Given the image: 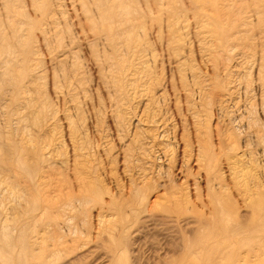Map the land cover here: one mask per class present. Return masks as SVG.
I'll return each mask as SVG.
<instances>
[{"label": "rangeland", "instance_id": "1", "mask_svg": "<svg viewBox=\"0 0 264 264\" xmlns=\"http://www.w3.org/2000/svg\"><path fill=\"white\" fill-rule=\"evenodd\" d=\"M121 1L122 7L128 10V17H114L104 22L96 0H0V40L3 38V44L0 42V248L5 239L11 242L7 247L9 251L7 248L0 251V264H63L67 258L68 264H88L91 261L90 264H94L100 251L101 260L98 259L95 264H111V250L116 248H125L123 260H128L130 264H165L174 253H178L182 259L187 250L200 255L196 257L198 260L195 258V264H226L223 259L220 263V253L211 247L215 243L222 247L229 246L230 242V246L236 244L228 251L233 257L240 256H237L238 264H264V247L248 253L245 246L242 250L238 246L241 232L245 234L241 236H247L253 230L254 222H258L256 215H248L250 210L252 212L249 206L252 207L250 203L253 205L255 202L253 197L264 185L261 178L264 175V164L261 166L264 162V148L261 147L264 146V103H261L264 100L260 101L264 99V79L261 78L264 77V71H261L264 70V23L261 27L262 20L264 22V0H216L219 2L216 13L212 0H201L199 4H195L194 0ZM42 6L43 10L40 9ZM259 6H262V12L258 11ZM119 8L114 7L115 10ZM259 13L261 17H258ZM215 16L222 20L220 23L223 25L220 24L217 29L211 25ZM219 27L224 31L221 34ZM222 33L227 34V40ZM110 38L114 40L113 44ZM260 80L263 82L260 83ZM257 82L262 87L258 88ZM246 110H250V114ZM245 114L251 116L252 120L250 117L246 120ZM250 123L251 126L255 124V131ZM248 129L253 132L248 133ZM230 147L238 151L232 149L236 153L231 154ZM247 152L249 155L253 152L254 157L253 154L251 157L246 155ZM247 158L251 162L246 161ZM234 161L236 166L246 165L249 173H246V168L243 170L244 167L241 170L234 167ZM261 167L263 172L260 171ZM234 168L243 171L242 175L247 178H241L242 175L238 174L240 171ZM255 172L258 177L262 174L261 177L258 178ZM252 177L258 181L261 179L259 183L263 185ZM249 182L252 186L256 184L254 188L247 185ZM83 187L90 190L95 188L98 193L94 196L86 189L88 194L83 192L84 195L81 193ZM79 192L84 198L88 196V201L86 197L81 204L83 197H78ZM244 193L249 197H245ZM69 199H77L78 203ZM222 203H225L223 208L227 207L224 208L226 211L221 210ZM67 205L70 210L69 207L65 208ZM26 206L29 212L25 210ZM43 208H46V213ZM160 208L166 209V212H161ZM110 210L116 211L114 215ZM109 211L111 214L105 213ZM224 213L232 217V222L230 218L229 222L226 220ZM135 214L138 217L134 219L139 220L136 223L133 222ZM154 214L157 218H153ZM105 218L109 220L108 223ZM96 219L107 224L111 232L107 231V225L105 229L103 224L98 225L101 222L98 223ZM147 221H152L154 225L151 224L156 227L148 226ZM173 221L178 225L173 226ZM238 222H243L245 229L238 231L235 237L231 234ZM144 223L148 224L145 232L148 229L151 232L148 230V233H144L142 228L147 226H139ZM170 225L174 228H170ZM110 226L116 227L114 232L118 237L121 233L125 234L120 236L122 242L120 238V241L113 238L116 233ZM98 227L104 232L106 230L105 237L110 238L111 241H107L115 249L106 246L109 244L102 238L104 232ZM128 227L130 230L126 231ZM153 229L155 232H152ZM172 229L175 232H171ZM98 231L103 235L97 234ZM108 233L114 235L109 236ZM261 233L259 241L264 242V233ZM197 234L202 238L209 237L206 246L202 243L189 247L187 243ZM96 238L100 239L97 247L104 245L105 248H95ZM92 241L95 244L92 245ZM116 241L121 244L118 246ZM131 243H136V246L133 247ZM185 246L186 251L183 249H186ZM107 249H111L109 254ZM256 252L260 259L252 258ZM59 253L63 254L60 258ZM206 258L212 260L206 263Z\"/></svg>", "mask_w": 264, "mask_h": 264}, {"label": "bare ground", "instance_id": "2", "mask_svg": "<svg viewBox=\"0 0 264 264\" xmlns=\"http://www.w3.org/2000/svg\"><path fill=\"white\" fill-rule=\"evenodd\" d=\"M194 1H195V2H194L195 4H199V2H201V0H194ZM251 1H252V0H251ZM96 2H97L98 9H100V10L102 11V19H103L104 22H106V21H108V20H111V19L114 18V17H116V18H123V19H126V18L128 17V14H129V13H128V10H127L126 7H122V1H121V0H96ZM224 2H225V1H224ZM252 2H253V1H252ZM254 2H256V1H254ZM260 2H261V0H260ZM211 3H213V4H212V8H214L215 13H216V11L218 10V7H219V6H218V5H219V2L217 3L216 0H212ZM244 3H245V2H244ZM6 4H9V3L6 2ZM173 4H174V3H173ZM203 4H204V3H203ZM228 4H229V3H228ZM241 4H242V3H241ZM253 4H254V3H252V5H253ZM4 5H5V4H4ZM177 5H178V4H177ZM201 5H202V4H201ZM201 5H200V6H201ZM254 5H255V4H254ZM256 5H257V3H256ZM260 5H261V3H260ZM117 6L120 7L119 10H115V9H114V7H117ZM195 6H196V5H195ZM202 6H204V5H202ZM189 7H190V6H189ZM253 7H255V6H253ZM260 7H262V6H259L258 11L260 10ZM41 8H42V9H41ZM224 8H225V7H224ZM40 9L43 10V9H44V6L40 7ZM98 9H97V10H98ZM253 10H256V8H255V9L253 8ZM261 10H263V9H261ZM261 10H260V11H261ZM98 11H99V10H98ZM229 11L232 12V10H229ZM238 11H239V10H238ZM238 11H237V12H238ZM251 11H252V10H251ZM45 12H47V11H45ZM253 12H254V11H252V13H253ZM261 12H262V11H261ZM85 13H87V10H85ZM254 13L257 14L256 11H255ZM263 14H264V11H263ZM263 14H262V15H263ZM86 15H87V14H86ZM214 15H215V14H214ZM217 15H218V14H217ZM23 16H24V15H23ZM88 16H89V15H88ZM255 16H256V18H257V15H255ZM263 16H264V15H263ZM181 17H182V16H181ZM212 17H213V16H212ZM212 17H211V19H212V21H213L214 18H212ZM215 17H216V16H215ZM258 17H261L260 13L258 14ZM251 18H252V17H251ZM253 18H254V17H253ZM237 19H238V18H237ZM246 19H247V18H246ZM254 19H255V18H254ZM257 19H258V18H257ZM259 19H260V18H259ZM6 20H7V19H6ZM255 20H256V19H255ZM121 21H122V20H121ZM212 21H211V22H212ZM221 21H222V20H220L219 17H218V18L216 17V19H214L213 23L211 24L212 27H214V28L217 29V27L220 26V24H221L220 22H221ZM230 21H231V20H230ZM242 21H243V20H242ZM104 22H103V23H104ZM125 22H127V21H125ZM207 22H208V21H207ZM240 22H241V21H240ZM246 22H247V21H246ZM256 22H257V21H256ZM258 22H259V21H258ZM18 23H19V22H18ZM107 23H108V22H107ZM233 23H234V22H233ZM247 23H248V22H247ZM263 23H264V22H263V20H262V26H261V27H263ZM243 24H245V23H243ZM221 25H222V24H221ZM248 25H249V24H248ZM248 25H246V27H247ZM222 26H223V25H222ZM250 26H251V25H250ZM256 26H257V25H256ZM258 26H259V25H258ZM229 27H232V26H229ZM246 27H245V28H246ZM259 27H260V26H259ZM261 27H260V28H261ZM208 28H209V27H208ZM219 28H220V27H219ZM254 28H255V26H254ZM256 28H257V27H256ZM263 28H264V27H263ZM95 29H96V28H95ZM216 29H215V30H216ZM229 29H230V28H229ZM242 29H243V28H242ZM120 30H121V29H120ZM263 30H264V29H263ZM13 31H14V30H13ZM205 31H206V30H205ZM210 31H211V30H210ZM217 31H218V30H216V33H218ZM225 31H226V30H225ZM233 31H234V30H233ZM172 32H173V31H172ZM172 32H171V33H172ZM221 32H224V31H222L221 28H220V32H219V33L221 34ZM237 32H238V31H237ZM250 32H251V30H250ZM263 32H264V31H263ZM207 33H208V32H207ZM207 33H206V34H207ZM211 33H212V32H211ZM231 33H232V31H231ZM244 33H245V31H244ZM247 33H248V32H247ZM247 33H246V34H247ZM260 33H261V32H260ZM212 34H213V33H212ZM228 34H230V32H228ZM233 34H234V33H233ZM238 34H239V33H238ZM246 34H245V35H246ZM251 34H252V33H251ZM261 34H262V33H261ZM14 35H15V34H14ZM16 35H17V34H16ZM18 35H19V33H18ZM171 35H172V34H171ZM173 35H174V34H173ZM207 35H208V34H207ZM216 35H217V34H216ZM216 35H215V37H217ZM224 35H226V39H225V40H227V39H228L227 34H226V33H225V34L222 33V36H224ZM230 35H231V34H230ZM245 35H244V36H245ZM205 36H206V35H205ZM218 36H219V35H218ZM222 36H221V37H222ZM231 36H232V35H231ZM231 36H230V37H231ZM244 36H243V37H244ZM259 36H260V35H259ZM263 36H264V35H263ZM113 37H114V36H113ZM113 37H112V38H113ZM115 37H116V36H115ZM115 37H114V38H115ZM123 37H124V36H123ZM175 37H176V36H175ZM237 37H238V36H237ZM12 38H13V36H12ZM112 38H110V40H111V43L113 44V43H114V42H113L114 40H113ZM173 38H174V37H173ZM219 38H220V36H219ZM224 38H225V36H224ZM245 38H246V37H245ZM115 39H116V38H115ZM122 39H123V38H122ZM122 39H121V40H122ZM128 39H129V38H128ZM222 39H223V38H222ZM233 39H234V38H233ZM241 39H242V37H241ZM243 39H244V38H243ZM251 39H252V38H251ZM121 40H120V41H121ZM130 40H131V38H130ZM175 41H176V40H175ZM245 41H246V40H245ZM254 41H255V40H254ZM0 42H1V44H3V38H1ZM123 42H124V40H123ZM125 42H126V41H125ZM223 42H224V41H223ZM241 42H242V41H241ZM243 42H244V41H243ZM251 42H252V41H251ZM217 43H218V42H217ZM225 43H227V42L225 41ZM209 44H210V42H209ZM229 45H230V44H229ZM252 45H253V44H252ZM252 45H251V46H252ZM113 46H114V45H113ZM210 46H211V45H210ZM225 46H226V45H225ZM232 46H233V45H232ZM251 46H250V47H251ZM25 47H27V46H25ZM217 49H218V48H217ZM228 49H231V48L228 47ZM262 49H263V48H262ZM9 50H10V49H9ZM232 50H233V49H232ZM234 50H235V49H234ZM260 50H261V49H260ZM212 51H213V50H212ZM247 51H248V50H247ZM262 51H263V50H262ZM262 51H261V52H262ZM115 52H116V51H115ZM261 52H260V53H261ZM263 52H264V51H263ZM225 53H226V52H225ZM251 53H252V52H251ZM260 53H259V54H260ZM210 55H211V54H210ZM215 55H217V54H215ZM222 55H223V54H222ZM230 55H231V53H230ZM245 55H246V53H245ZM105 56H106V55H105ZM118 56H119V55H118ZM261 56H262V53H261ZM218 57H220V56H218ZM257 57H259V55H258ZM263 57H264V56H262V58H263ZM244 58H245V57H244ZM123 59H124V58H123ZM218 59H219V58H218ZM263 59H264V58H263ZM4 60H5V59H4ZM118 60H119V59H118ZM118 60H117V61H118ZM120 60H121V59H120ZM227 60H228V59H227ZM252 60H253V59H252ZM258 60H260V57L258 58ZM261 60H262V59H261ZM259 62H260V64H263L262 61H259ZM116 63H117V62H116ZM120 63H122V62H120ZM229 64H230V63H229ZM5 65H7V63H6ZM120 65H121V64H120ZM144 65H145V64H144ZM255 65H256V64H255ZM255 65H254V66H255ZM258 65H259V64H257V66H258ZM263 65H264V64H263ZM61 66H62V65H61ZM241 67H242V66H241ZM246 67H247V66H246ZM252 67H253V66H252ZM255 67H256V66H255ZM120 68H121V67H120ZM120 68H119V69H120ZM133 68H135V67H133ZM148 68H149V67H148ZM258 68H260V67H258ZM262 69H263V68H262ZM5 70H6V69H5ZM15 70H16V69H15ZM117 70H118V69H117ZM132 70H133V69H132ZM257 70L260 71L261 69H257ZM78 71H79V70H78ZM142 71H145V70H142ZM238 71H239V70H238ZM245 71H246V70H245ZM261 71H264V70H261ZM115 72H116V71H115ZM118 72H119V71H118ZM137 72H138V70H137ZM139 72H140V70H139ZM256 72H257V71H256ZM258 73H259V72H258ZM258 73H257V74H258ZM262 74H263V73H262ZM138 75H139V74H138ZM245 75H246V74H245ZM259 75H260V74H259ZM259 75H257V77H258ZM263 75H264V74H263ZM257 77L255 78L256 81H258V80H257ZM117 78H118V76H117ZM120 78H121V77H120ZM147 78H148V77H147ZM258 78L260 79V77H258ZM261 78L264 79V77H261ZM113 79H114V78H113ZM143 79H144V78H143ZM263 79H261V80H263ZM116 80H117V79H116ZM118 80H120V79H118ZM141 80H142V79H141ZM261 80L259 81L260 83H262V82L264 81V80H263V81H261ZM117 82H118V81H117ZM119 82H120V81H119ZM115 83H116V82H115ZM120 84H121V83H120ZM257 84H258V82L256 83V85H257ZM263 84H264V83H263ZM263 84H262V85H263ZM137 85H138V84H137ZM115 86H116V85H115ZM121 86L123 87V84H122ZM142 86H143V85H142ZM259 86H260V84H258V88H259ZM117 87H118V86H117ZM260 87H262V86H260ZM138 88H139V87H138ZM75 89H76V88H75ZM115 89H116V87H115ZM118 89H119V88H118ZM133 89H134V88H133ZM258 90H260V89H258ZM126 91H127V90H126ZM133 91H135V90H133ZM263 91H264V90H263ZM142 92H143V91H142ZM261 92H262V91H261ZM146 93H147V92H146ZM71 94H72V93H71ZM133 94H134V93H133ZM262 94H263V93H262ZM144 95H145V94H144ZM263 95H264V94H263ZM129 96H130V95H129ZM203 97H204V96H203ZM216 97H217V96H216ZM263 97H264V96H263ZM207 98H208V97H207ZM207 98H206V99H207ZM247 98H248V97H247ZM209 99H210V98H209ZM216 99H217V98H216ZM261 100H264V99H260V101H261ZM238 102H239V101H238ZM208 103H209V102H208ZM260 103H261V102H260ZM260 103H259V105H260ZM263 103H264V101H262L261 104H263ZM221 105H222V104H221ZM156 106H157V105H156ZM222 106H223V105H222ZM222 106H221V107H222ZM224 106H225V105H224ZM260 106H262V105H260ZM260 106H259V107H260ZM263 106H264V105H263ZM221 107H220V108H221ZM256 109H257V108H256ZM260 109H261V108H260ZM260 109H259V110H260ZM116 110H117V109H116ZM222 110L224 111V109H222ZM251 110H252V109H251ZM262 110H264V107H263ZM262 110H261V112H263ZM246 111H247V110H246ZM249 111H250V110H248L247 112H249ZM158 112H159V111H158ZM236 113H237V112H236ZM252 113H253V112H252ZM246 114H247V113H246ZM246 114H245V115H246ZM249 114H250V112H249ZM254 114H255V113H254ZM262 114H264V112H263ZM228 116H229V115H228ZM243 117H245V116H243ZM243 117H241V118H243ZM246 117H247V115H246ZM249 117H250V119L252 120V117L249 116V115H248V117H247L246 120H248ZM236 120H237V119H236ZM242 120H245V119L243 118ZM254 120H255V118H254ZM153 122H154V121H153ZM250 122H251V121H250ZM252 122H254V121H252ZM252 122H251V123H252ZM149 123H150V122H149ZM251 123H250V126H251ZM120 124H121V123H120ZM253 124H254V123H253ZM255 124H257L256 121H255ZM255 124H254V125H255ZM140 125H141V124H140ZM245 125H246V123H245ZM247 125H248V124H247ZM247 125H246V127H249V125H248V126H247ZM254 125H252L251 127L254 128V127H253ZM256 127H257V126H256ZM258 127H259V125H258ZM249 128H250V127H249ZM262 128H263V127H262ZM262 128H261V130H262ZM259 129H260V128H259ZM149 130H150V129H149ZM250 130H251V129H250ZM250 130L248 129V133L250 132ZM146 131H147V130H146ZM150 131H151V130H150ZM254 131H255V128H254ZM256 131H257V129H256ZM259 131H260V130H259ZM263 131H264V130H262V134H263ZM251 132H253V130H252ZM251 132H250V134H251ZM255 133H257V132H255ZM226 134H227V133H226ZM252 134L254 135V133H252ZM257 135H258V137L260 136L259 133H258ZM255 136H256V135H255ZM256 137H257V136H256ZM258 137H257V139H258ZM262 137H264V136L262 135ZM248 139H249V138H248ZM262 139H263V138H262ZM153 140H154V139H153ZM234 140H235V139H234ZM258 140H259V139H258ZM259 142H260V143H259ZM259 142H258V143H259V145H260L261 142H263V141L261 140V141H259ZM255 143H257V141H256ZM263 143H264V142H263ZM233 144H234V143H233ZM233 144H232L231 146L235 147ZM261 145H262V144H261ZM261 145H260V146H261ZM229 146H230V145H229ZM256 146H257V145H256ZM261 147L264 148L263 145H262ZM41 148H42V147H41ZM136 149H137V148H136ZM232 149H235V151H236V150L238 151V149H236V148H231V147H230L229 150H230L231 154H232V152H234V151H232ZM256 149H257V148H256ZM262 150H263V152H264V149H262ZM262 150H261V151H262ZM155 151H156V150H155ZM203 151H204V150H203ZM239 152H240V151H239ZM243 152H244V151H243ZM248 152H249V151H248ZM248 152H247L246 155H249ZM89 153H91V152H89ZM207 153H208V152H207ZM234 153H236V152H234ZM241 153H242V151H241ZM241 153H240V154H241ZM244 153H245V152H244ZM244 153H243V154H244ZM250 153H251V152H250ZM212 154H213V153H212ZM229 154H230V153H229ZM229 154H228V155H229ZM231 154H230V155H231ZM251 154H253V152H252ZM251 154L249 155L250 157L252 156ZM262 154H263V153H262ZM204 155H205V154H204ZM230 155H229V156H230ZM238 155H239V154H238ZM238 155H237V157H238ZM74 156H75V155H74ZM76 156H77V155H76ZM80 156H81V155H80ZM83 156H85V155H83ZM147 156H148V155H147ZM207 156H208V155H206V157H207ZM233 156H234V155H233ZM240 156H241V155H240ZM77 157H78V156H77ZM206 157H205V158H206ZM211 157H212V156H211ZM241 157H242V156H241ZM246 157H247V156H246ZM250 157H249V159H250ZM253 157H254V154H253ZM263 157H264V156H263ZM231 158H232V156H231ZM231 158H229V160H230ZM242 158H244V157H242ZM261 158H262V157H261ZM74 159H75V158H74ZM210 159H212V158H210ZM244 159H245V158H244ZM251 159H252V158H251ZM129 160H130V159H129ZM214 160H215V159H214ZM227 160H228V159H227ZM232 160H233V159H232ZM234 160H235V159H234ZM236 160H237V158H236ZM240 160H241V158H240ZM242 160H243V159H242ZM242 160H241V161H242ZM247 160H248V158L246 159V161H247ZM257 160H259V159L257 158ZM248 161L251 162V160H248ZM254 161H256V158H255ZM254 161H253V163H254ZM262 161H263V160H262ZM41 162H42V161H41ZM211 162H212V161H211ZM230 162H232V161H230ZM257 162H258V161H257ZM257 162H256V164H257ZM138 163H139V162H138ZM206 163H208V162H206ZM235 163H236V162L234 161V164H235ZM238 163H239V162H238ZM241 163H242V162H241ZM243 163H245V162L243 161ZM247 163H248V162H247ZM247 163H245V164H247ZM260 163H261V162L259 161L258 164H260ZM18 164L21 165V167H22V163H21V161H19ZM210 164H211V163H210ZM234 164H233V166H234V167H240V170L244 167V165H243V167H241V166H236L237 163H236L235 165H234ZM239 164H240V163H239ZM239 164H238V165H239ZM258 164H257V165H258ZM263 164H264V162L261 164V166H262ZM15 166L17 167V162H16V165H15ZM253 166H256V165L253 164ZM19 167H20V166H19ZM21 167H20V168H21ZM229 167H230V165H229ZM231 167H232V166H231ZM246 167H247V166L245 165V167L243 168V170H244ZM250 167H251V170H252L253 168H252L251 165H250ZM250 167H248V169H249ZM256 167H257V166H256ZM259 167H260V165L258 166V168H259ZM258 168H257V169H258ZM261 168H262V167H261ZM16 169H17V168H16ZM232 169H233V167H232ZM234 169H235V168H234ZM67 170H68V169H67ZM235 170H236V169H235ZM240 170H239V171H240ZM258 170H260V169H258ZM262 170H263V168H262L260 171L263 172ZM92 171H93V170H92ZM139 171H140V170H139ZM236 171H238V169H237ZM239 171H238V172H239ZM245 171H246V173H247V172L249 173V171H247V168H246ZM245 171H244V174H245ZM253 171H254V169L252 170V172H253ZM260 171H257V172L260 173ZM94 172H95V171H94ZM234 172H235V171H234ZM241 172L243 173V171H240V173H238V174H241V175H242ZM257 172H255V174H256ZM36 174H37V173H36ZM78 174H79V173H78ZM233 174H234V173H233ZM238 174H237V177L239 176ZM252 174H253V173H252ZM262 174H264V173H262ZM262 174H261V175H262ZM80 175H81V174H80ZM80 175H79V176H80ZM253 175H254V174H253ZM253 175H252V176H253ZM256 175H257V174H256ZM259 175H260V174H259ZM261 175H260V177H261ZM82 176H83V175H82ZM234 176H235V175H234ZM243 176H244V175H242L241 178H242ZM262 176H263V177H261V178H263V180H264V175H262ZM93 177H94V175H93ZM237 177H235V178L237 179ZM244 177H245V176H244ZM249 177H250V174H248V178H249ZM257 177H258V175H257ZM260 177H258V178H260ZM48 178H49V177H48ZM57 178H58V177H57ZM79 178H80V177H79ZM142 178H143V177H142ZM238 178H239V177H238ZM245 178H247V176H246ZM252 178L255 179L254 177H252ZM252 178H251V181H250V179H248V180H249L250 182H252ZM256 179H257V178H256ZM256 179H255V180H256ZM85 180H86V179H85ZM94 180H95V179H94ZM144 180H145V179H144ZM237 180H238V179H237ZM245 180H247V179H245ZM248 180H247V181H248ZM260 180H261V179H259V181H260ZM96 181H97V180H96ZM235 181H236V180H235ZM242 181H243V180H242ZM247 181H245V182L247 183ZM256 181H257V183H259L258 179H257ZM238 182H240V179H239ZM250 182L247 184L248 186L251 184ZM253 182H254V180H253ZM80 183H81V182H80ZM144 183H145V182H144ZM255 183H256V182H255ZM263 183H264V182H263ZM96 184H97V183H96ZM241 184H242V186H243V183H241ZM259 184H262V182H260ZM36 185H37V184H36ZM80 185H81V184H80ZM88 185H89V184H88ZM255 185H256V184H255ZM255 185L253 184V186H252V185H250V186H252V187L254 188ZM262 185H263V184H262ZM65 186H66V185H65ZM67 186H68V185H67ZM70 186H71V185H70ZM93 186H94V185H93ZM131 186H132V184H131ZM245 186H246V185H245V183H244V187H245ZM248 186H247V188H248V190H249V187H250V186H249V187H248ZM81 187H82V186H81ZM87 187H88V186H87ZM240 187H241V186H240ZM252 187H251L250 189H253ZM258 187H259V186H258ZM258 187H257V188H258ZM261 187H262V186H261ZM261 187L259 188L260 191H257V195H256V197H255V196L253 197V199H254L255 202L253 201V199H252V201H253L254 203L251 201V202L253 203V205L249 202L250 205L252 206V207L249 206V209L252 208V212H251V210H250V212H249L250 214H248V215L250 216L251 213H252L253 215H256V217H257V219H258V222H256V223L254 222V224H253V226H252L253 230H252L251 233H249L247 236L243 237L245 234L243 235L242 232H241V234H242L243 236H241V234H240V237H242V238L239 240V244H238V246L241 247V250H242V248H244V246H245V247L247 248V251H245V252H248V253H249L250 250H251V251H252L253 249L257 250V249H259L260 247H261V248L264 247V245H263L264 242H263V241H259V237H260V236H259V233H260V232L264 233V192H263V193L261 192V190L264 189V188H263L264 185H263L262 188H261ZM90 188H91V186H90ZM255 188H256V187H255ZM39 189H40V188H39ZM86 189H88V188H85V189H84V187H83V191L80 190V189H79V190H80V192L82 191L81 193L85 195V193H83V192H87ZM94 189H95V188H94ZM94 189H93V188H92L91 190L88 189V192L90 191V192H89L90 194H91V193H94V194H92V195L95 196V193H96V192L98 193V191H97L96 189H95V190H94ZM97 189H98V188H97ZM146 189H147V188H146ZM178 189H179V188H178ZM240 189H241V188H240ZM244 189H245V188H244ZM15 190H16V189H15ZM57 190H58V189H57ZM68 190H69V189H68ZM79 190H78V191H79ZM84 190H85V191H84ZM136 190H137V189H136ZM143 190H144V189H143ZM242 190H243V188H242ZM254 190H255V189H254ZM254 190H253V191H254ZM9 191H10V190H9ZM20 191H21V190H20ZM59 191H60V190H59ZM66 191H67V189H66ZM105 191H106V190H105ZM140 191H141V190H140ZM249 191H251V190H249ZM249 191H248V192H249ZM255 191H256V190H255ZM3 192H4V191H3ZM3 192H2V193H3ZM12 192H13V191H12ZM54 192H55V191H54ZM80 192H79V193H80ZM88 192H87V194H88ZM133 192H134V191H133ZM178 192H179V191H178ZM258 192H261L262 194L259 193V195H258ZM34 193H35V192H34ZM81 193H80V195H79L78 197H83V196H84V195L81 196ZM146 193H147V192H146ZM240 193H241V192H240ZM251 193H252V192H251ZM13 194H14V193H13ZM68 194H69V192H68ZM100 194H101V192H100ZM138 194H139V193H138ZM161 194H162V193H161ZM161 194H160V195H161ZM244 194H246V193H244ZM244 194H242V195H244ZM254 194H256V193L254 192ZM29 195H30V194H29ZM69 195H70V194H69ZM69 195H67L68 198H69ZM142 195H143V193H142ZM142 195H141V196H142ZM172 195H173V194H172ZM240 195H241V194H240ZM250 195H251V194H250ZM44 196H45V195H44ZM103 196H104V195H103ZM133 196H134V195H133ZM136 196H137V195H136ZM158 196H159V195H158ZM162 196H163V195H162ZM162 196H161V197H162ZM170 196H171V195H170ZM246 196H247V194L245 195V197H246ZM78 197H77V198H78ZM86 197H87V198H86ZM86 197H85L86 199H85L84 197L80 199V200H81V204H82V200H83V199H85V200L88 199V196H86ZM247 197H249V196H247ZM43 198H44V197H43ZM53 198H54V197H53ZM71 198H72V197H71ZM157 198H158V197H157ZM186 198H187V197H186ZM255 198H256V199H255ZM41 199H42V198H41ZM65 199H67L66 196H65ZM139 199H140V198H139ZM142 199H143V197H142ZM159 199H160V198H159ZM215 199H216V198H215ZM244 199H245V198H244ZM12 200H13V199H12ZM69 200H70V199H69ZM76 200H77V199H76ZM76 200H74V199L72 200V199H71L70 201H76ZM80 200H79V203H80ZM85 200H83V201H85ZM156 200H157V199H156ZM176 200H177V199H176ZM185 200H186V199H185ZM218 200L221 201L220 198H219ZM245 200H246V199H245ZM43 201H44V200H43ZM70 201L67 200L68 204H69ZM87 201H88V200H87ZM105 201H106V200H105ZM160 201L162 202V200H160ZM13 202H14V201H13ZM15 202H16V201H15ZM36 202H37V201H36ZM100 202H101V201H100ZM179 202H180V201H179ZM184 202H185V201H184ZM217 202H218V201H217ZM221 202H222V201H221ZM221 202H220V203H221ZM34 203H35V202H34ZM77 203H78V202L76 201L75 204H77ZM107 203H108L109 206L111 205V204H109V201H108ZM138 203H139V202H138ZM154 203H155V202H154ZM154 203H153V204H154ZM157 203H158V202H157ZM249 203H248V204H249ZM43 204H44V202H43ZM45 204H46V203H45ZM66 204H67V203H66ZM70 204H71V203H70ZM70 204H69V205H70ZM83 204H85V203H83ZM86 204H87V203H86ZM167 204H168V203H167ZM224 204H225V203H224ZM224 204L222 203V205H221V206H222V209H221V210H223L224 208H227V207H224V208H223V206H225ZM35 205H36V203H35ZM35 205H34V206H35ZM48 205H49V204H48ZM73 205H74V203H73ZM78 205H79V204H78ZM113 205H114V204H113ZM113 205H112V206H113ZM137 205H138V204H137ZM154 205H155V204H154ZM161 205H162V204H161ZM50 206H51V205H50ZM52 206H53V205H52ZM74 206H75V205H74ZM83 206H84V205H83ZM118 206H119V205H118ZM121 206H122V204H121L119 207L121 208ZM149 206H150V205H149ZM156 206H157V205H156ZM158 206H159V205H158ZM181 206H182V205H181ZM247 206H248V205H246V207H247ZM29 207H30V206H29ZM47 207H48V206H47ZM68 207H69L68 205H67V207L65 206V208H67V209H68ZM70 207H71V205H70ZM70 207H69V210H70ZM77 207H78V206H77ZM85 207H86V206H85ZM103 207H104V206H103ZM119 207H116V208H119ZM153 207H154V206H153ZM160 207H161V206H160ZM166 207H167V206H165L164 208H166ZM22 208H23V207H22ZM31 208H32V207H31ZM105 208H106V207H105ZM107 208H108V207H107ZM107 208H106V209H107ZM114 208H115V207H113V209H114ZM120 208H119V209H120ZM168 208H169V207H168ZM168 208H166V209H168ZM172 208H173V207H172ZM181 208H182V207H181ZM236 208H237V207H236ZM236 208H235V209H236ZM26 209H28L27 206H26L25 210H26ZM32 209H33V208H32ZM43 209H44V208H43ZM43 209H42V210H43ZM67 209H65V211H66ZM73 209H74V208H73ZM73 209H71V211H72ZM76 209H77V208H76ZM76 209H75V210H76ZM106 209H105V210H106ZM110 209H111V208H110ZM155 209H156V208H155ZM160 209L162 210L161 212H164V211L166 210V209H163V208H160ZM44 210H45V213H46V211H47L46 208H45ZM49 210H50V209H49ZM57 210H58V209H57ZM78 210H79V209H78ZM107 210H109V209H107ZM107 210H106V211H107ZM163 210H164V211H163ZM168 210H170V209H168ZM171 210H173V209H171ZM188 210H189V209H188ZM232 210H233V209H231V211H232ZM26 211H28V210H26ZM31 211H32V210H31ZM110 211H111V210H110ZM110 211H109V212H105V213H109V214L113 213V215H114V212H116V211L114 210L113 212L111 211V213H110ZM157 211H158V210H157ZM179 211H180V210H179ZM224 211H226V210L224 209ZM233 211H234V210H233ZM244 211H246V209H245ZM7 212H8V211H7ZM28 212H29V211H28ZM103 212H104V211H103ZM126 212H127V211H126ZM165 212H166V211H165ZM169 212H170V211H169ZM228 212H229V210H228ZM247 212H248V211H247ZM247 212H245V213H247ZM15 213H16V212H15ZM31 213H32V212H31ZM35 213H36V212H35ZM53 213H54V212H53ZM56 213H57V212H56ZM105 213H104V214H105ZM136 213H137V212H136ZM189 213H191V212H189ZM230 213H231V212H230ZM230 213H227V214H230ZM26 214H27V212H26ZM41 214H44V213L42 212ZM47 214H48V213H47ZM51 214H52V213H51ZM51 214H50V215H51ZM66 214H67V213H66ZM115 214H116V213H115ZM117 214H118V213H117ZM170 214H171V213H170ZM224 214H225V213H224ZM57 215H58V214H57ZM101 215H102V214H101ZM142 215H143V213H142ZM154 215H155V216H153V218L157 216L156 214H154ZM183 215H184V214H183ZM187 215H189V214H187ZM190 215H191V214H190ZM220 215H221V213H220ZM220 215H219V217H220ZM225 215H226V214H225ZM253 215H252V216H253ZM20 216H21V215H20ZM29 216H30V215H29ZM39 216H42V215H39ZM39 216H38V217H39ZM44 216H45V215H44ZM55 216H56V215H55ZM55 216H52V217H55ZM63 216H64V215H63ZM66 216H67V215H66ZM97 216H98V215H97ZM99 216H100V215H99ZM126 216H127V215H125L124 217H126ZM226 216H227V215H226ZM252 216H251V217H252ZM6 217H7V216H6ZM103 217H104V216H103ZM103 217H101L100 219L103 220ZM107 217H109V216H107ZM107 217H106V218H107ZM137 217H138V216H136V214H135V216H133V219H134V218H137ZM147 217L149 218L150 216L148 215ZM147 217H146V218H147ZM240 217H241V216H240ZM18 218H19V217H18ZM26 218H27V217H26ZM34 218H35V217H34ZM46 218H47V217H46ZM48 218H49V216H48ZM57 218H58V216H57ZM57 218H56V219H57ZM64 218H65V217H64ZM96 218H97V217H96ZM106 218H105V219H106ZM114 218H115V217H114ZM139 218H140V217H139ZM150 218H151V217H150ZM150 218H149V219H150ZM156 218H157V217H156ZM156 218H155L154 220H156ZM159 218H160V217H159ZM159 218H158V219H159ZM162 218H164V217H162ZM207 218H208V217H207ZM207 218H206V219H207ZM224 218H225V216H224ZM229 218H230V216H227V219H226V220H227V221H228V220L230 221V219H231L232 217H231L230 219H229ZM15 219H17V218H15ZM36 219H37V217H36ZM38 219H39V218H38ZM38 219H37V220H38ZM41 219H42V217H41ZM98 219H99V218H98ZM133 219H132V220H133ZM142 219H145V217L142 218ZM142 219H141V220H142ZM164 219H165V218H164ZM175 219H176V218H175ZM180 219H181V218H180ZM193 219H194V218H193ZM206 219H205V220H206ZM219 219L222 221V217H220ZM250 219H251V218H250ZM255 219H256V218H255ZM12 220H13V219H12ZM48 220L51 221V219H48ZM70 220H71V219H70ZM70 220H69V222H70ZM106 220H107V219H106ZM114 220H115V219H114ZM116 220H117V219H116ZM118 220H119V219H118ZM136 220H138V219H134L133 222L136 223ZM147 220H148V219H147ZM162 220H163V219H162ZM252 220H253V219H252ZM33 221H34V220H33ZM39 221H40V219H39ZM53 221L55 222V218H54ZM96 221H98V223L101 222V220H97V219H96ZM108 221H109V220H107V223H108ZM120 221H121V220H120ZM138 221H139V220H138ZM138 221H137V222H138ZM158 221H159V220H158ZM175 221H176V220H175ZM182 221H183V220H182ZM206 221H207V220H206ZM211 221H212V219H211ZM213 221H214V220H213ZM229 221H228V222H229ZM248 221H249V220H248ZM253 221H254V220H253ZM256 221H257V220H256ZM29 222H30V221H29ZM34 222H35V221H34ZM34 222H33V223H34ZM56 222H57V221H56ZM64 222H65V221H64ZM69 222H68V223H69ZM71 222H72V221H71ZM71 222H70V224H71ZM147 222H148V221H147ZM147 222H146V223H147ZM155 222H156V221H155ZM155 222H154V223H155ZM166 222H167V221H166ZM168 222H169V221H168ZM225 222H226V221H225ZM231 222H232V219H231ZM231 222H230V223H231ZM250 222H251V221H250ZM250 222H249V223H250ZM5 223H6V222H5ZM5 223H4V224H5ZM9 223H10V222H9ZM9 223H8V224H9ZM36 223L39 224L38 221H37ZM116 223H117V221H116ZM116 223H115V225L117 226L118 224H116ZM148 223H149V222H148ZM151 223H152V221H150L149 225L144 223L145 225L139 224V226H143V227H144V226H147V225L150 226V225L153 224V223H152V224H151ZM170 223H172V222H170ZM170 223H169V224H170ZM187 223H188V222H187ZM195 223H196V222H195ZM199 223H200V221H199ZM210 223H211V222H210ZM215 223H216V222H215ZM223 223H224V222H223ZM238 223H239V222H238ZM238 223L236 224V227H235L236 229H235V228H234L235 230L233 229V231H234L233 234H231V235H235V237H236V235H238V233H239L238 231H242L243 229H245V224H244L243 222H240L239 224H238ZM51 224H53V223L51 222ZM84 224H85V223H84ZM93 224H94V222H93ZM101 224H103V223L101 222V223L98 224V225H101ZM157 224H158V223H157ZM167 224H168V223H167ZM172 224H173V226H174V225L176 224V222L173 221ZM202 224H203V223H202ZM225 224L227 225V222H226ZM225 224H224V225H225ZM228 224H229V223H228ZM5 225H6V224H5ZM53 225H54V224H53ZM66 225H68V224H66ZM66 225H65V226H66ZM77 225H78V224H77ZM103 225H104V224H103ZM106 225H107V224H105V225L103 226L104 229H105V226H106ZM112 225H113V223H112ZM123 225H124V224H123ZM133 225H134V224H133ZM153 225H154V224H153ZM153 225H152L153 228L156 227V226H153ZM155 225H156V224H155ZM158 225H159V224H158ZM164 225H165V224H164ZM176 225H178V224H176ZM204 225H205V224H204ZM212 225H213V223H212ZM212 225H211V226H212ZM224 225H223V226H224ZM2 226H3V225H2ZM2 226H1V227H2ZM7 226H8V225H7ZM34 226H35V225H33V228H34ZM51 226H52V225H51ZM58 226H60V225H58ZM75 226H76V225H75ZM75 226H74V227H75ZM101 226H102V225H101ZM107 226H108V225H107ZM113 226H114V225H113ZM148 226H147L146 228H145V227H144V228L141 227V228L144 230V233H145V234L148 233V232H147L148 230H149V232H151L150 229H148V230L145 232V229H147ZM159 226H160V225H159ZM170 226H171V225H170ZM173 226H171L170 228H172ZM190 226H191V225H190ZM246 226H247V225H246ZM4 227H5V226H4ZM55 227H56V226H55ZM68 227H69V228H72V226L70 227L69 225H68ZM94 227H95V225H94ZM110 227H111V226H110ZM160 227H161V226H160ZM162 227H163V226H162ZM206 227H207V225H206ZM224 227H225V226H224ZM7 228H8V227H7ZM60 228H61V227H60ZM63 228H64V226H63ZM77 228H78V227H77ZM80 228H81V227H80ZM98 228L100 229V227H98ZM101 228H102V227H101ZM115 228H116V227H114V228L111 227V229H113V230H112L113 232H114V229H115ZM117 228H118V227H117ZM120 228H122V226H120ZM123 228H124V226H123ZM130 228H131V227H130ZM149 228H151V227H149ZM158 228H159V227H158ZM173 228H174V227H173ZM182 228H183V227H182ZM189 228H190V227H189ZM5 229H6V228H5ZM5 229H3V230H5ZM31 229H32V228H31ZM106 229H107V228H106ZM108 229H109V226H108ZM108 229H107V231H108V232H111L110 229H109V230H108ZM125 229H126V228H125ZM137 229L140 230L139 228H137ZM142 229H141V230H142ZM192 229H193V228H192ZM230 229H231V228H230ZM250 229H251V228H250ZM6 230H7V229H6ZM33 230H34V229H33ZM33 230H32V231H33ZM54 230H56L57 232H59V231L57 230V228H54ZM67 230H68V229H67ZM72 230H73V229H72ZM81 230H82V229H81ZM91 230H92V229H91ZM100 230H101V232H104V231H102L103 229H100ZM115 230H117V229H115ZM120 230H121V229H120ZM120 230H118V232H119ZM122 230H124V229H122ZM128 230H130L129 227H128V229H127L126 231H128ZM138 230H137V232H139ZM157 230H158V229H157ZM194 230H195V229H194ZM207 230H208V229H207ZM215 230H216V229H215ZM7 231H8V230H7ZM9 231H10V230H9ZM62 231H65V230H62ZM73 231H74V230H73ZM82 231H83V230H82ZM84 231H85V230H84ZM93 231H96V230H93ZM124 231H125V230H124ZM153 231H154V229L152 230V232H153ZM155 231H156V228H155ZM155 231H154V232H155ZM173 231H174V230L172 229L171 232H173ZM200 231H201V230H200ZM200 231H199V232H200ZM231 231H232V230H231ZM52 232H53V230H52ZM90 232H91V231H90ZM98 232H99V231H98ZM105 232H106V230H105ZM105 232H104V237H102V236H101V237H102L103 239L105 238V242H106V244H109L111 240H110V238L107 237V238L110 240L109 242L107 241L108 239H106V237H105V235H107V234H106ZM133 232H134V231H133ZM137 232H136V233H137ZM159 232H161V231H159ZM174 232H175V231H174ZM207 232H208V231H207ZM209 232L212 233V231H209ZM246 232H247V231H245L244 233H246ZM2 233H3V232H2ZM6 233H8V232H6ZM6 233H5V235H6ZM54 233H55V232H54ZM60 233H61V232H60ZM60 233H59V234H60ZM74 233H75V232H73V234H74ZM76 233H77V235H78V232H76ZM87 233H88V235H89V232H88V231L86 232V235H87ZM115 233H116V235H114ZM126 233H128V232H126ZM142 233H143V231H142ZM142 233H139V235L142 234ZM144 233H143V234H144ZM193 233H195V232H193ZM196 233H197V232H196ZM225 233H226V231H225ZM262 233H261V234H262ZM9 234H10V233H9ZM52 234H53V233H52ZM52 234H51V235H52ZM56 234H57V233H56ZM93 234H94V233H93ZM97 234H102V233L99 232V233H97ZM109 234H110V233H108V235H109ZM114 234L112 233V235L110 234L109 236H113V235H114L113 238L115 237L116 240H117V238H118V239H119V238L121 239L122 237H120V236H121L122 234H124V233L119 234V235H120L119 237L117 236V232H116V231L114 232ZM128 234L130 235V233H128ZM128 234H126V236H127ZM134 234H135V233H134ZM134 234H133V235H134ZM177 234H178V233H177ZM190 234L192 235V232H191ZM200 234H202V233H200ZM205 234H206V233H205ZM10 235H12V233H11ZM31 235H32V234H31ZM63 235H64V233H63ZM88 235H87V237H88ZM102 235H103V234H102ZM124 235H125V234H124ZM129 235H128V236H129ZM133 235H132V236H133ZM163 235H165V234H163ZM179 235H180V234H179ZM179 235H178V236H179ZM181 235H182V234H181ZM197 235H198V234H197ZM197 235H195V237H196ZM225 235H226V234H225ZM2 236H3V235H2ZM56 236H57V235H55L54 237H56ZM67 236H68V235H67ZM71 236H72V238H74L73 235H71ZM90 236H93V235H90ZM116 236H117V237H116ZM122 236H123V235H122ZM143 236H145V235H143ZM151 236H152V235H151ZM169 236H170V235H169ZM210 236H211V235H210ZM218 236H219V235H218ZM5 237H6V236H5ZM10 237H11V236H10ZM44 237H46V235H44ZM48 237H49V236H48ZM80 237H81V235H80ZM94 237H96V235H95ZM154 237H155V236H154ZM174 237H175V236H174ZM180 237H181V236H180ZM183 237H184V236H183ZM183 237H182V238H183ZM187 237H188V236H187ZM195 237H194L193 240H191V238H190L191 242L187 243L189 247H190V246L192 247V246H195V245L198 246L199 244H202V243H203V245H204L206 242L209 241V240H208L209 237H208V238H205V237L202 238V237H200L199 235H198L196 238H195ZM221 237H222V236H221ZM232 237H233V236H232ZM3 238H4V237H3ZM3 238H1V239H3ZM6 238H7V237H6ZM62 238H63V237H62ZM66 238H68V237H66ZM98 238H100V237H98ZM98 238H96L97 241L101 239V238H100V239H98ZM115 238H114V239H115ZM126 238L129 239L128 237H125V239H126ZM130 238H133V237H130ZM143 238H144V237H143ZM176 238H177V237H176ZM185 238H186V237H185ZM210 238H212V237H210ZM263 238H264V237H263ZM8 239H9V237H8ZM35 239H37V237H36ZM53 239H54V238H52V240H53ZM69 239H71V238H69ZM69 239H67V240H69ZM85 239H86V238H85ZM90 239H91V238H90ZM96 239H94V241H96ZM120 239H119V241H120ZM146 239H147V238H146ZM152 239H153V238H152ZM157 239H158V238H157ZM170 239H171V238H170ZM179 239H180V238H179ZM188 239H189V237H188ZM214 239H215V238H214ZM214 239H213V240H214ZM226 239H228V237H227ZM229 239H230V238H229ZM9 240H10V239H9ZM62 240H63V239H62ZM65 240H66V239H65ZM65 240H64V241H65ZM74 240H75V239H74ZM86 240H87V239H86ZM86 240H85V241H86ZM92 240H93V239H92ZM130 240H131V239H130ZM130 240H129V241H130ZM233 240H234V239H233ZM236 240H237V239H236ZM263 240H264V239H263ZM39 241H40V240H39ZM72 241H73V240H72ZM76 241H77V240H76ZM80 241H81V240H80ZM88 241H89V240H88ZM88 241H87V242H88ZM97 241H96V247H95V248L99 249V248H101L102 246H104V245H102L101 247H100V246L97 247V245H99V244H97V243H100L99 241H98V242H97ZM124 241H125V240H124ZM127 241H128V240H126V242H127ZM129 241H128V242H129ZM150 241H151V240H150ZM162 241H163V240H162ZM169 241H170V240H169ZM180 241H181V240H180ZM187 241H188V240H186L185 242H187ZM221 241H223V240H221ZM228 241H229V240H228ZM228 241H227V242H228ZM231 241H232V240H231ZM14 242H15V241H14ZM40 242H41V241H40ZM42 242H43V241H42ZM48 242H49V241H48ZM57 242H58V241H57ZM92 242H93V241H92ZM101 242H103V240H101ZM117 242H118V241H116V243H117ZM120 242H122V239H121ZM126 242H124V243H126ZM213 242H214V241H213ZM213 242H212V243H213ZM216 242H217V241H216ZM9 243H11V242H10V241L8 242V241L5 239V241L2 243L3 245H2V249L0 248V251H2L3 249H6L7 247H9V246H10ZM116 243H115V244H116ZM132 243H133V242H132ZM132 243H131L130 245H132ZM149 243H150V242H149ZM171 243H172V241H171ZM183 243H184V242H183ZM183 243H182V244H183ZM225 243H226V242H225ZM232 243H233V242H232ZM35 244H36V243H35ZM49 244H50V243H49ZM80 244H81V243H80ZM80 244H79V246L83 245L84 243L81 244V245H80ZM91 244L93 245V244H95V243L93 242V243H91ZM101 244H102V243H101ZM103 244H104V242H103ZM110 244H111V243H110ZM110 244H109V245H106V246H110V247L113 248V246L110 245ZM117 244H118V246H119V244H121V243H117ZM156 244H158V243L156 242ZM165 244H166V243H165ZM173 244H174V243H173ZM209 244H210V243H209ZM219 244H220V243H219ZM233 244H234V243H233ZM233 244H232V246H230V245H231V242H230V243H229V246H228V244H227L226 246L222 247V246H220L221 244H220V245H217V244L215 243V245L213 246V248L211 247V249H213L216 253H217V252L220 253V254H219V255H220V256H219L220 263H221V260H222V259L224 260V263H226V264H227V263H230V264H231V263H232V264H238V263H239V262H238L239 260H237V259H238L240 256H239V255H236V257H233L234 255L231 254V251H228V250H232L233 247H234V245H236V244H234V245H233ZM56 245H57V244H56ZM89 245H90V244H89ZM92 245H90V247H91ZM126 245H128V244L126 243ZM126 245H122V246H126ZM134 245L136 246V243H135ZM134 245H132V246L134 247ZM160 245H161V244H160ZM184 245H185V244H184ZM240 245H241V246H240ZM48 246H49V245H48ZM59 246H61V245H59ZM115 246H116V245H115ZM144 246H145V245H144ZM176 246H177V245H176ZM178 246H181V245H178ZM186 246H187V245H186ZM186 246H185V247H186ZM205 246H206V244H205ZM242 246H243V247H242ZM54 247H55V246H54ZM62 247H63V246H62ZM81 247H82V246H81ZM158 247H159V246H158ZM172 247H173V246H172ZM181 247H182V246H181ZM183 247H184V246H183ZM59 248H60V247H59ZM75 248H76V246H75ZM93 248H94V246H93ZM95 248H94V249H95ZM102 248H103V247H102ZM104 248H105V246H104ZM106 248H107V247H106ZM108 248H109V247H108ZM155 248H156V247H155ZM170 248H171V247H170ZM179 248H180V247H179ZM193 248H194V247H193ZM209 248H210V247L208 246V249H209ZM7 249H8V250H7ZM7 249H6V250L9 251V248H7ZM11 249H12V248H11ZM20 249H21V248H20ZM52 249H53V248H52ZM80 249H81V248H80ZM82 249H83V247H82ZM89 249H91V248H89ZM113 249H115V247H114ZM124 249H125V248H123V249H117V248H116V249L113 250V251H112L111 249H107V250H108L107 253L109 254V250H111L112 255H113V258H111V259H112L111 264H130V263H128V260H123L124 254L126 253ZM130 249H132V247H131ZM130 249H129V250H130ZM183 249H184V251H186V250H187V247H186V249H185V248H183ZM190 249H192V248H190ZM226 249H227L228 252H226ZM262 249H263V248H262ZM47 250H48V249H47ZM50 250H51V249H50ZM64 250H65V249H64ZM77 250H78V249H77ZM77 250H76V251H77ZM87 250H88V249H87ZM91 250H93V249H91ZM103 250H104V249H103ZM135 250H136V249L134 248V251H135ZM140 250H143V249H140ZM157 250H158V249H157ZM168 250H169V249H168ZM177 250H180V249H177ZM198 250H200V249H198ZM255 250H254V251H255ZM31 251H32V250H31ZM59 251H60V250H59ZM62 251H63V250H62ZM96 251H97V250H96ZM105 251H106V249L104 250V252H105ZM126 251H127V249H126ZM131 251H132V250H131ZM134 251H132V252H134ZM174 251H176V249H175ZM174 251H173V253H174ZM190 251H191V250H190ZM214 251H213V252H214ZM18 252H19V251H18ZM41 252H42V251H41ZM51 252H53V251L51 250ZM67 252H69V251H67ZM136 252H137V250H136ZM138 252H139V251H138ZM150 252H151V251H150ZM154 252H156V251H154ZM176 252H177V251H176ZM182 252H183V251H182ZM188 252H189V250H187L186 253L184 252L186 255L183 254L184 257L181 256L182 259L179 258L180 255H179L178 253H174V254L172 255L171 258H167V257H166L168 260L164 259V260H166V261H165V264H181V263H183V262H185V263H187V264H195L196 260H198V259H197V258H198L197 256H198L199 254H197V252H196V253H195V252H191V253L189 252V253H188ZM211 252H212V250H211ZM224 252H225V253H224ZM10 253H11V252H10ZM31 253H32V252H31ZM31 253H30V254H31ZM69 253H70V252H69ZM69 253H68V254H69ZM71 253H72V251H71ZM73 253H74V252H73ZM77 253H78V252H77ZM100 253H101V251H100ZM100 253L97 254V252H96L97 257H98L99 260H101V259H100L101 257L99 258V254H100ZM107 253H106V254H107ZM129 253H130V252H129ZM152 253H153V252H152ZM165 253L167 254V252H165ZM198 253H199V252H198ZM201 253H202V251H201ZM216 253H214V254H216ZM236 253H237V252H236ZM3 254H4V253H3ZM32 254H33V253H32ZM34 254H35V253H34ZM34 254H33V255H34ZM40 254H41V253H40ZM55 254H56V253H54V255H55ZM59 254H60V253H59ZM59 254H58V255H59ZM61 254H62V253H61ZM61 254H60V255H61ZM68 254H67V255H68ZM74 254H75V253H74ZM93 254H95V253H93ZM93 254H92V256H93ZM102 254H103V253H102ZM133 254H135V253H133ZM166 254H165V255H166ZM169 254H171V253H169ZM175 254H176V255H175ZM209 254H210V252H209ZM214 254H212V255L215 257ZM250 254H251V253H250ZM250 254H249V255H250ZM256 254H257V252L255 253V255H253V256L251 255L252 258H253V257H255V259L259 258ZM62 255H63V254H62ZM62 255L59 256V258L62 257ZM71 255H72V254H71ZM75 255H77V254H75ZM75 255H73V256H75ZM78 255H79V254H78ZM126 255H127V254H126ZM151 255H152V254H151ZM207 255H208V254H207ZM245 255H246V254H245ZM5 256H6V255H5ZM36 256L39 258L38 254H37ZM40 256H41V255H40ZM56 256H57V254H56ZM95 256H96V255H95ZM95 256H94V257H95ZM100 256H101V254H100ZM102 256H104V255H102ZM105 256H106V255H105ZM110 256H111V254H110ZM168 256H169V255H168ZM199 256H200V255H199ZM237 256H239V257H237ZM243 256H244V255H243ZM246 256H247V255H246ZM251 256H250V257H251ZM263 256H264V255H263ZM1 257H3V256H1ZM30 257H31V256H30ZM37 257H34V258L37 260ZM54 257H55V256H54ZM57 257H58V256H57ZM76 257H77V256H76ZM85 257H87V256H85ZM97 257H95V259H96ZM108 257H109V256H108ZM196 257H197V258H196ZM206 257H207V256H206ZM209 257H210V256H209ZM17 258H18V257H17ZM32 258H33V256L31 257V259H32ZM43 258H44V257H43ZM65 258H66V255H65ZM65 258H63V259L65 260ZM70 258H71V256L69 257V260H70ZM72 258H73V257H72ZM83 258H84V257H83ZM88 258H89V257H88ZM92 258H93V257H91L90 259H92ZM102 258H103V257H102ZM109 258H110V257H109ZM125 258H127V257H125ZM156 258H157V257H156ZM195 258H196V260H195ZM261 258H263V257H261ZM31 259H30V260H31ZM52 259H53V258H52ZM63 259H62V261H64ZM73 259H74V261L76 260L75 258H73ZM98 259L95 260V261H93L94 264L96 263V261H98ZM105 259H107V256H106ZM131 259H132V257H131ZM131 259H130V260H131ZM134 259H135V258H134ZM139 259H140V258H139ZM150 259H151V258H149V260H150ZM210 259H211V258H209V260H210ZM259 259H260V258H259ZM39 260H40V259H39ZM57 260H58V259H57ZM59 260H61V259H59ZM80 260H81V259H80ZM80 260H79V261H80ZM102 260H104V259H102ZM153 260H154V259H153ZM153 260H152L151 262H153ZM207 260H208V259L206 258V263H207ZM209 260H208V261H209ZM211 260H212V259H211ZM236 260H237V261H236ZM243 260H246V259L243 258ZM243 260H240V261L243 262ZM263 260H264V259H263ZM3 261H4V260H3ZM47 261H48V260H47ZM49 261H50V260H49ZM67 261H68V258H67V260L64 261L65 263H63V264H68L69 262L66 263ZM76 261H77V260H76ZM133 261H134V260H133ZM136 261H137V260H136ZM136 261H135V262H136ZM181 261H183V262H181ZM217 261H218V259H217ZM258 261H260V260H258ZM29 262H30V261H29ZM59 262H60V261H59ZM72 262H73V261H72ZM80 262H81V261H80ZM84 262H85V261H84ZM88 262H89V261H88ZM91 262H92V261H91ZM91 262H90V263H91ZM104 262H105V261H104ZM104 262H103V263H104ZM137 262H138V261H137ZM155 262H156V260H155ZM161 262H162V261H161ZM242 262H240V263H242ZM246 262H247V261H246ZM251 262H252V261H251ZM32 263H33V262H32ZM78 263H79V262H78ZM90 263H88V264H90ZM107 263L110 264V262H106V264H107ZM159 263H160V262H158L157 264H159ZM163 263H164V262H163ZM163 263H162V264H163ZM199 263H201V261H200ZM208 263L211 264V262H208ZM254 263H255V262H254ZM256 263H257V262H256ZM42 264H45V263H42ZM54 264H55V262H54ZM73 264H74V263H73ZM81 264H82V262H81ZM85 264H87V263L85 262ZM97 264H100V262L97 263ZM101 264H102V262H101ZM135 264H137V263H135ZM213 264H215V262H214ZM247 264H248V263H247ZM249 264H251V263L249 262Z\"/></svg>", "mask_w": 264, "mask_h": 264}]
</instances>
